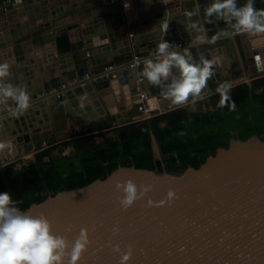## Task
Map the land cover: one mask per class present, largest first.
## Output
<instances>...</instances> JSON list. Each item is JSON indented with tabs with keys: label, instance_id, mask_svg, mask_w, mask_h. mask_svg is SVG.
Returning <instances> with one entry per match:
<instances>
[{
	"label": "water",
	"instance_id": "95a60500",
	"mask_svg": "<svg viewBox=\"0 0 264 264\" xmlns=\"http://www.w3.org/2000/svg\"><path fill=\"white\" fill-rule=\"evenodd\" d=\"M38 1V5L54 4L51 0H36L21 5L5 13L4 20L0 17V26H5L13 16L17 19L28 8L36 6L35 2ZM175 1H182L183 4L174 7L170 5L173 0H165L170 5L168 16L164 14L165 7L161 2L154 1L153 5L145 8L140 20L153 17L156 27L153 30L146 26L141 28L139 21H135L132 24L136 28L133 44L114 24L119 16L112 18L110 14H104L103 21L97 16L89 20L87 14L91 11L85 6L78 14V18L83 19L82 30L78 28L80 37L74 39L73 34L76 32L64 29L57 30L55 36L57 50L58 37L66 35L70 42L69 48L63 51L68 54H58L62 80L72 82L85 72L83 48L89 50L90 59L103 57L101 62L111 61L114 57L125 61L131 53L155 50L160 41L163 22L170 21L162 39L171 42L176 36L190 39L191 29L187 28L185 13L197 6L201 7V15L193 19L204 23L203 7L208 0ZM243 2L238 0V6ZM59 21L55 22L58 26L63 23L59 24ZM205 26L211 30L209 36L220 29H230L223 21ZM260 36L264 34L242 33L223 38L217 44L225 46V56H231L234 65L238 63L235 62V56L238 55L243 69L249 70L252 73L249 77L252 78L264 74V68L261 69L257 63V57L263 58L261 50H258L262 43L258 40ZM149 38L153 39L149 41ZM34 46H37L36 42ZM98 46L101 49L96 50ZM247 49L253 53L257 67H250L253 59L246 58ZM36 54L39 67L44 68L47 62L40 60L38 52ZM66 55L67 61L64 60ZM200 55L209 58L207 51L194 53V56ZM17 65L19 75L27 73L26 67L31 72V66L25 65L21 69ZM33 69H37V66H33ZM127 72L121 71L119 78L111 80L103 89L95 90L91 83L74 85L65 91L62 100L54 98L51 105L64 102L71 125L75 122H102L106 128H114L118 126L114 119L122 120L119 125L128 123L127 110L135 109L131 96L135 92L133 85L136 75L129 80ZM214 78L218 82L222 81L221 73L215 72ZM147 87L152 94L164 97L161 88L151 86L148 81ZM206 91L207 95L212 92L209 84ZM109 93L113 96H107ZM34 95L37 97L38 93ZM110 97L114 98L111 100ZM45 100L48 102L51 99L48 96ZM36 101L34 99L32 103ZM166 101L170 102L168 99ZM39 131L34 130L32 133ZM29 140L28 136L26 141ZM154 144L158 149L153 137V147ZM127 179L133 180L138 186L151 185L152 189L129 208L122 209L119 203L121 193L115 184ZM169 189L175 191L176 198L170 204H159ZM149 200L153 201L151 205ZM28 212L35 216H46L52 223L53 231L64 236L67 242L71 241L78 226L85 228L89 244L75 264H119L120 253L113 251L114 244H118L122 252L128 246L132 247L129 264H264V141L257 136L246 141L236 139L230 143L228 150H218L216 156L209 158L199 169L190 168L183 173L120 167L106 180H97L69 193L56 194L34 205ZM114 227L119 229L118 233L113 232ZM64 259L61 257V264H64Z\"/></svg>",
	"mask_w": 264,
	"mask_h": 264
},
{
	"label": "trees",
	"instance_id": "16d2710c",
	"mask_svg": "<svg viewBox=\"0 0 264 264\" xmlns=\"http://www.w3.org/2000/svg\"><path fill=\"white\" fill-rule=\"evenodd\" d=\"M66 35L57 39V48L63 53L69 48ZM264 80L260 78L254 81ZM213 87V85H211ZM256 86L238 84L231 89L236 111L217 106L213 111L186 112L183 109L165 112L146 120L128 122L113 129L119 140L96 144L95 137L86 135L62 142L61 146H74V151L41 163L39 153L35 162L15 170L13 164L0 168V192H9L20 200L22 210L60 193H69L106 180L118 168L134 167L138 170L183 173L199 169L218 150L229 149L230 140L246 141L257 136L264 141V92L256 93ZM215 95V94H214ZM213 95V96H214ZM215 96L219 97V94ZM162 121L166 125L160 127ZM185 133L180 135V133ZM105 135V133L101 134ZM151 135L157 141L161 159H156Z\"/></svg>",
	"mask_w": 264,
	"mask_h": 264
},
{
	"label": "clouds",
	"instance_id": "9594fccd",
	"mask_svg": "<svg viewBox=\"0 0 264 264\" xmlns=\"http://www.w3.org/2000/svg\"><path fill=\"white\" fill-rule=\"evenodd\" d=\"M256 3L257 0H244L238 6V0H208L203 7L204 23L193 19L201 15V7L186 11L187 27L194 33L190 47H181L161 39L155 49L156 59L144 62L140 76L151 86L161 88L163 96L174 105L203 99L202 93L215 75L218 61L204 55L194 56L192 49L216 45L221 39L237 34H264V9L257 8ZM217 21H223L230 29H220L209 36L211 30L205 25ZM169 22L163 23L164 29L168 28ZM11 67L7 61L0 62V105L13 103L15 109L12 115L18 116L31 107L32 97L26 86L12 82ZM231 89L230 82L217 87L220 99L216 106L221 109L227 107L234 112L236 102L230 95ZM5 150L9 153L13 151L10 141H0V153ZM115 187L121 193L119 203L122 209L129 208L152 189L151 185L138 186L131 179L117 181ZM175 198V191L169 189L159 204H170ZM20 203L11 193L0 192V264H61V257L65 258L64 264H75L89 244L85 228L78 226L71 241L67 242L64 236L53 231L52 223L46 216L31 215L18 207ZM148 203L151 205L153 201L149 200ZM113 232L118 233L119 229L114 227ZM112 248L120 253L119 264H129L132 259L131 246L123 252L118 244L112 245Z\"/></svg>",
	"mask_w": 264,
	"mask_h": 264
},
{
	"label": "crops",
	"instance_id": "0c3cea01",
	"mask_svg": "<svg viewBox=\"0 0 264 264\" xmlns=\"http://www.w3.org/2000/svg\"><path fill=\"white\" fill-rule=\"evenodd\" d=\"M51 1H53L54 4H51V5H43V4L38 5V4H36V3H40L38 1V2H35L36 6L33 5L32 9L28 8V13L31 12V13H33L32 15L34 16V17L32 16L31 19H27V16H24V14L22 13L21 16L18 15V18L17 19L14 18V16H13V18L11 20H8L5 27L0 26V41L2 40L0 42V62L7 61L10 64L13 63V62H15V63L21 64L20 67H23V68H24L25 65L26 66H31V62L36 65V62H35L36 60L30 58L31 56H33V52H30V49H28L29 45L23 44L21 51H19V53H18V52H15L14 48H11L12 45L9 44V41L10 40H14V38H17L20 33H25V31H22L21 30L20 32L16 33L14 36L11 35V33L13 32V28L14 27L16 29H21L24 20H26V21L31 20L33 22V19L32 18L38 17L39 14H41L40 15L41 17L42 16L44 17L45 15L48 16L49 15V12H53L55 10H58V12L56 11L57 14L61 15V14H63V13L66 12V10L64 9V7L69 8V6H71L72 4H74V5L75 4H78L79 6L80 5H84V6L88 7L91 12L89 14H87V17H91L89 20H92V18L96 16V10H97V8L96 7H93V5H96V2L99 3V0H90V1L89 0H51ZM151 1H153V0H151ZM125 2H126V4L129 7H133L134 6L133 4H135V3H138V2L141 3L140 0H130V1L126 0ZM160 2L164 5V7H165V13L164 14L167 13V16L169 15V6L170 5H173L174 7H176V5H178V4L179 5H182L183 4L182 1L176 2L175 0H173V2L170 5L167 2H165V0H161V1L159 0V3ZM48 4H50V3H48ZM53 5L55 7L54 9L52 8ZM256 7L257 8L264 9V3L263 2H260V3L257 2L256 3ZM94 9H96V10L94 11ZM119 12H121V10H119ZM116 13L118 14V11L115 12L114 14H116ZM49 16L46 19L47 20L46 23L43 22V25L44 26H47V27L44 28V33H46V35L44 34V36L43 35L40 36V39L37 40L38 46H36L37 47L36 50H38V55L40 57V60L51 64V63L56 62L59 56H58V53H57V49L55 47V44L49 45L48 39H49V36L52 35L49 32V24H48L49 21H50V17ZM132 16H133V19L135 21L140 19V14L139 15H136V14H133L132 13ZM36 19L38 21V18H36ZM77 19H76V16H74L73 19H72V22H73L72 24H77L78 25V23H80L83 20L81 18H77ZM63 20H65V21L68 20V17L65 18V19H62L61 21H63ZM31 21H30V23H31ZM139 23H140L139 27H141V28H143V27L146 26V28L148 27L151 30H153L156 27V22L153 19V17L150 18V19H147L145 21H139ZM163 23H166V22H163ZM163 23L161 24V28H162L163 31H165V29L163 28ZM4 29H7V30H4ZM134 29H136V28H134ZM121 30H122V28H120V31ZM188 30H189V28H188ZM5 31H9L10 33L7 34L6 36H3L2 34ZM190 33H191L190 40H193L194 39V33H192V31H190ZM162 34L163 33H160L159 34V38L160 39L162 38ZM77 36H78V34H76V35L73 34V38L74 39H77ZM151 39H153V38H149V41ZM93 42L96 43V40L95 41L93 40ZM11 43H12V41H11ZM31 47H33V45H31ZM98 49H101V46L96 47V50H98ZM224 49H225V46L224 45L222 46L221 44L218 43L217 45H212V46H205V45H203V46H197V47L193 48L192 51H193V55L196 52H199V53H202V52H205V51L209 52V58H215V59H217V61H218V65L217 66H219L218 68H220V66L221 67L223 66L225 68V70H228L229 69L228 70V72H229L230 71V67H228L229 66L228 65V62L229 61H228V57H227L229 55L225 56ZM13 50H14V52H13ZM32 50L34 51V48H32ZM39 50H40V52H39ZM10 52H11V54L10 55H7ZM65 53H67V52H64L62 54H65ZM94 53L96 54L98 52H94ZM71 54H72V52L70 51L69 52V57H71ZM82 54H83V57H84V52H82ZM102 59H103V57L92 58V59L89 58V59H87V63H88V68L87 69L90 70V71H97V70L102 69L103 67H105L107 64L120 62V60H118L117 57H114L113 60L107 61V62H103V61L101 62ZM20 60H21V62L23 64L20 63ZM97 60H99L100 62L97 63ZM230 61L233 63L232 59ZM28 63H30V64H28ZM226 65H228L227 66V69H226ZM143 67L144 66L138 68L137 70H134V72L129 75V77H128L129 80L132 77H134V75H140ZM43 69H45V66H44ZM51 70L53 71L52 72V76L49 75V74H47L46 72L44 73V74H46L45 75V77H46L45 79H48V80H44L43 79L44 82H42V84L41 83H36L38 81V78H39V76H38L39 73H38L37 69H35V70L34 69L33 70L31 69V72L30 71H27V73L24 72L21 75L16 76L15 79L12 78V82L13 81H16V84H18L19 82H21L22 83V86H26L27 90L33 94V97L35 96L34 94H37V93H38V96H42V94H44L47 91H49L52 87L58 86L60 83H63L64 82L62 80V78H61L62 72L59 69V60H58V63L57 64H54L53 69H51ZM63 76H66V75H63ZM26 78H31L32 80L30 79V81H32V83L29 82V80L27 82H25L24 80ZM49 78L55 79L54 80V83H50L49 80L51 81L53 79H49ZM21 79H23V80H21ZM46 81H48V82H46ZM211 82L212 81H210V82L208 81L209 86L213 85V83H211ZM91 84L94 86V88L96 90V89H101V87L103 89L104 87L108 86L109 85V82L106 81V80H97L95 82H92ZM145 85L147 86V80L145 82ZM204 91H206V89ZM204 91H203V93H204ZM107 96H113V94L112 93L111 94L109 93V95H107ZM49 98L51 100L48 101V102H46V100H43L44 101V107H45V111L44 112L47 113V115H48V122L47 123L49 124L48 128L42 130V132H44V136H47V137H49V136H57V137H59L57 139L58 140V143L59 142L62 143V141L68 140V138L70 137V134H71L70 132L71 131H74V130L75 131H78L79 129L81 130V127L82 128H85V127H87V125H89L87 123H81L80 124V122L79 123L75 122L76 125L75 124L71 125L69 123V119L70 118L66 115V107L64 105V102L62 103V106H63L62 109L64 110V112H60L61 109H58L57 110L55 108L54 104H53V107L51 105L53 103V101H54V97L51 96ZM110 98L112 100L114 97H110ZM60 100H62V98H60L59 101ZM163 104H164V101H163ZM119 113H122V112L119 111ZM39 115H40V112H39ZM127 115H129V116L132 115L134 117L136 115V112L134 110L130 109V110H127ZM57 117L60 118L59 119V122L57 124L58 126L53 124V122L55 121V119ZM27 118H29V116ZM62 118H64V119H62ZM8 121L9 120H7V122L4 121L7 124V126H9ZM114 122H118V120L117 119H114ZM39 124H40V126L42 128V125H44V122L43 121L42 122L39 121ZM91 126L92 125H90V128H91ZM114 128H115V126H114ZM3 134L4 133H1L0 132V139H1L0 141H2L4 139V135ZM17 134H20V132L17 131ZM15 135H16V133H15ZM92 135H95V134H92ZM2 137H3V139H2ZM9 141L12 144H14L13 145V150H16L15 149V147L17 148V146H16L17 145L16 140L14 139V140H9ZM9 141H6V142H9ZM70 151H71V149H70Z\"/></svg>",
	"mask_w": 264,
	"mask_h": 264
},
{
	"label": "built area",
	"instance_id": "2783aa9c",
	"mask_svg": "<svg viewBox=\"0 0 264 264\" xmlns=\"http://www.w3.org/2000/svg\"><path fill=\"white\" fill-rule=\"evenodd\" d=\"M99 1H100L99 3L96 2V5H94L97 8L96 16L99 17L102 21L104 20V16H103L104 14H110L112 18H117L119 16L117 20L115 19L114 24L117 26L119 31H120V28H122L121 31H123L124 37H127V39H130L132 41L131 44H133V36H134V30H135L134 29L135 27L132 25L135 22V20L133 19L132 13L136 15L140 14V19H141V13L145 12L146 7L149 8V6L154 4L153 3L154 1L159 2L158 0H153V1L147 0V1H143L144 2L143 4L139 2L135 3L133 4L134 6L131 8L126 4L125 0H99ZM30 2H33V0H0V15H4L5 13L18 8L21 5L23 6V5L30 4ZM82 8L84 7L82 6ZM119 10H121V12H119ZM117 11H118V14L117 13L114 14ZM90 18L91 17H88V19ZM140 19L136 21H141ZM82 26L83 24L81 22L78 23V27L80 30H82ZM58 27H62V26L59 25ZM165 31L161 30L160 33H163L162 37ZM79 33H78V36L80 37L81 34ZM189 40L190 39H186L181 36H176L172 42L178 44L181 47H190L192 40L190 41ZM82 52H84L83 59L85 60V63H86V70L80 77L74 79L72 82L64 81L63 83H60L58 86L52 87L49 91L42 94V96H38V95L37 96L45 97L47 94H49V95H52L56 99L58 98L60 99L64 95L65 91L73 87L74 85H83L86 83L95 82L97 80H106L110 82L111 80L118 79L121 71L123 70H128L127 77H129V75L132 74L134 70H137L138 68L144 66V62L147 59H153V60L156 59L155 50H148L143 53H131V55H129V58L125 61H120L118 63H110V64H107L102 69H99L97 71H90L87 69L88 68L87 59L90 58L89 50L86 48H83ZM218 69H219L218 66H216L215 72H220ZM145 82H146L145 78H143L140 75H136L135 80H134V85H133L135 92L131 96L132 105L135 107L134 111L136 112V116L133 119L129 120L128 122L146 120L151 117L160 115L167 111H170L174 107L173 106L174 104H172L171 102H167L165 97H162L158 94H152L149 91L148 87L145 85ZM205 95H207V91L205 92ZM31 97H32V100H34L35 96L33 97L31 95ZM46 98L47 97H45V99ZM163 101H164V104H163ZM1 108L2 109L0 110V115L5 114L7 116H10L9 118H11L12 120L8 121L9 126H7V124L4 122L5 120H3L0 123V132L4 133V131H6L7 134L8 133L10 134L13 131L20 132L23 129V126H24L23 122L26 121V117H22L21 119H18V117L16 118V116L12 115L15 109V105L13 103L5 104ZM18 143L16 146H18ZM0 158L2 160L6 158L5 152L0 153ZM9 162L10 161H7V162L4 161L2 166L8 164Z\"/></svg>",
	"mask_w": 264,
	"mask_h": 264
},
{
	"label": "rangeland",
	"instance_id": "374dc122",
	"mask_svg": "<svg viewBox=\"0 0 264 264\" xmlns=\"http://www.w3.org/2000/svg\"><path fill=\"white\" fill-rule=\"evenodd\" d=\"M257 2L260 3L261 0H257ZM76 5H78V4H75V5L72 4L71 6H69L68 10H66L67 7H64V9L66 10V12L63 13V14H61V15L57 14L58 10H55L53 12H49V15H50V16L48 15L50 17V21L48 23L49 26L52 29H54V28H57L58 27V25L55 24L56 21L65 19L66 17H72V16H76L78 18L79 11H81V9H83V8H80L79 6H76ZM84 8H85V6H84ZM48 16L47 15H45L44 17L43 16L42 17L40 16V18H48ZM0 17H2V20L5 19V16L4 15H0ZM59 22H60L59 24L62 23V21H59ZM70 22L73 23L72 21H70ZM37 24L38 23L33 22V23H30L29 25H27V27L24 30L25 33H22L23 36H21V37L19 36L17 39L14 38V40H12V43H15V44L16 43H22V44H25V45H29V47L31 45H33L32 48H34V51L32 50V48L30 49L28 47V49H30V52H33V56H31L30 58L36 60L35 62H36V66H37V71L39 73L38 74L39 78H38V81L36 83H41L42 84V82H44V80H43V73L46 72L47 74H49V75L52 76V70L51 69H53L54 64H57L58 63V59L54 63H51V64L47 63L45 65V69L39 67V65H38V59H37V54H36V52H38V50H36L37 47L34 46L33 39L38 40V39H40V36H42V35L44 36V34L46 35V33H37V29H36V27H34V26H37ZM67 24H68V21H65L60 26H66ZM31 33H33V34H31ZM52 33H54V32H52ZM11 48H13V46ZM14 50H13V52H14ZM39 52H40V50H39ZM57 53L60 54L58 52V50H57ZM227 57H228V61H229L228 62V65L229 66L226 65V69H227V66H228V67H230V71L228 72L229 69L228 70H225V68L223 66H222L223 68L220 66V68L218 70L221 73L222 81H219V82L216 81L215 78H214V76H213V78L209 80V82L212 81L211 83H213V87H211V91H212L211 94L205 95V92L206 91H204V93H202L203 99H197L194 103H191L190 102L188 104L182 105L181 107H184L185 108L184 111H186V112H198V111L199 112H206L211 107V105H208L209 103H208L207 99L209 97L213 96L215 94V92H217L216 91L217 87L219 85L223 84L224 82H230L232 84V86H234V85L236 86L237 84H242L243 82H246V81L247 82H250L252 80H256V79H259V78H261V77L264 76V75H260L261 77L260 76H255V77L250 78L249 76H251L252 73L249 70H244L243 69L244 66L242 65L241 61L239 60V56L238 55L235 56V62L236 61L238 62L236 65H234L230 61L231 59H233V58H231V56H227ZM246 58H252L253 59V62L250 64V67H255L257 65L256 60L254 58V55H253L252 52L249 51V49H247V51H246ZM12 67H13L12 68L13 69V76H19L20 72L18 71V65H17V63L13 64ZM26 69H27V71H30L27 67H26ZM41 69H43V70H41ZM30 79L31 78H26L24 81L27 82L29 80V82L32 83V81H30ZM49 79H53V78H49ZM45 80H48V79H45ZM54 80L55 79H53L51 81L49 80V82L50 83H54ZM46 82H48V81H46ZM13 83L16 84V81H13ZM18 84L19 85H22L21 82H19ZM58 100H59V98H58ZM54 106H55V108L57 110L58 109H61L60 112H64V110L62 109V107H63L62 106V103H59L58 104V103L55 102L54 103ZM173 106H175V105H173ZM177 106L179 107V105H177ZM1 109L2 108L0 107V110ZM134 117L132 115L131 116L128 115V120H131ZM64 118H62V119H64ZM59 119L60 118L57 117L55 119V121L53 122V124L54 125H57L58 122H59ZM121 122H122V120L120 119L118 122H114V123H117L118 126H121L122 124L119 125ZM125 123L126 122H124L123 124H125ZM160 123L163 124V122H160ZM90 125H92L91 126V128H92L94 126L101 127V126H104L105 124L102 123V122H96V123L89 124L85 128H82L81 127V130L78 128L79 131H75V130L74 131H71L70 132L71 133L70 136L73 135V136L79 137V136H83V135L87 134L88 132L91 131ZM48 126H49V124H48ZM43 129H46L44 127V125H42V128H41V130L39 132H36V133L29 132V137H30V140L29 141H22V140H24V138H23L24 133L22 131H20V134H17V131H15V132L13 131L10 134L9 133L7 134V132L4 131V134H3L4 135V139L2 137V139H3L2 141H5L6 142V141H9V139L10 140H14L15 139L17 143L18 142H20V143H18L17 148L15 147L16 150H13L10 153L7 150H5L6 158L3 159V160L0 158V168L4 166V165L2 166V164H3L4 161L5 162L10 161L8 164H13V168L15 170H17V169L21 168L23 165H28V164L33 163L35 161L36 156L39 153H41L43 150H45L42 147H44L46 143L47 144H49V142L56 143V146H58V145L61 144V142L58 143V140L57 139L59 137H57V136H49L50 138L47 137V136H44V132H42ZM101 129H103V127ZM104 129H106V128H104ZM15 133H16V135H15ZM18 138H23V139L19 140ZM114 140H119V139H118L117 134L112 133L111 131L106 136L96 137L97 144H104L107 141H114ZM235 140H236V138H232L229 142L231 143V142H233ZM52 143H50V144H52ZM69 151H70V149H68V148H66V149L64 148L61 151L58 150V149H54L52 151V156H49V157L48 156H42L43 157V161H48L50 158H54L55 156L65 155ZM154 151H155L156 157L157 158H161L158 149L155 147V144H154Z\"/></svg>",
	"mask_w": 264,
	"mask_h": 264
},
{
	"label": "bare ground",
	"instance_id": "6f19581e",
	"mask_svg": "<svg viewBox=\"0 0 264 264\" xmlns=\"http://www.w3.org/2000/svg\"><path fill=\"white\" fill-rule=\"evenodd\" d=\"M126 1V0H125ZM128 1H130V0H128ZM141 1V3H144L143 1H147V0H140ZM100 2V1H99ZM79 6V5H78ZM104 7V6H103ZM52 8H55L54 7V5L52 6ZM132 8V7H131ZM131 8H129V9H131ZM96 9H94V11H95ZM31 13V12H30ZM30 13H28V9L23 13L24 14V16H27V19H31V17L33 16L32 15V13L30 14ZM40 15L41 14H39L38 15V17H36V18H38V22H37V19L36 18H32L33 19V22H36V23H38L37 24V26H34V27H36V29H37V33H44V28L45 27H47V26H44L43 25V22L44 23H46V19L47 18H40ZM34 17V16H33ZM12 18H10V20H11ZM70 19V21H72V19H73V17L71 18V17H68V20ZM76 19H77V17H76ZM68 20H66V21H68ZM78 20V19H77ZM26 20H24V22H23V25H22V27H21V29H16L15 27L13 28V32L11 33V35L12 36H14L16 33H18V32H20L21 30L22 31H24L25 30V28L27 27V25H29L30 24V21L31 20H28V21H26ZM70 21H68V24L66 25V26H62L63 28H61V27H57V28H54V29H52L50 26H49V32H50V34H52L51 36H49V39H48V41H49V45H53V44H55V42H54V40H55V36H56V33L58 32L57 30H61V29H64V30H72L73 32H76V34H78L79 33V30H78V27H77V24H72ZM32 21H31V23H33ZM62 22H65V20H63ZM1 25V24H0ZM6 26V25H5ZM5 26H3V27H5ZM4 30H7V29H4ZM53 30V31H52ZM54 32V33H52V32ZM10 32L9 31H5L2 35L3 36H6L7 34H9ZM262 37H263V39H262ZM9 39V38H8ZM258 40L259 41H262V43H260L259 44V46H258V50H261V53H262V55H263V58H261L260 56H259V60H257V63H258V65L261 67V69H263L264 68V63H262V62H264V36H260V37H258ZM2 41V40H1ZM0 41V42H1ZM11 41L12 40H10L9 41V44L10 45H12L13 46V48L15 49V52H18L19 53V51H21V49H22V43H16V44H14V43H11ZM33 42L35 43H37V40L36 39H33ZM51 43V44H50ZM37 46H38V43H37ZM20 47V48H19ZM30 49L32 48L31 46L29 47ZM9 52V51H8ZM257 53H259V52H257ZM11 54V52L10 53H8L7 55H10ZM22 60V59H21ZM21 60H20V63H22L21 62ZM64 60H66L67 61V55L66 56H64ZM13 64H15V62H13V63H11V66H13ZM23 64V63H22ZM28 64H30V63H28ZM19 65H21V64H19ZM258 65H256V67L258 66ZM33 66H35V64L34 63H32L31 62V69L33 70ZM13 67H11V72H12V77L15 79L16 78V76H13V69H12ZM21 69H23V67H21ZM35 70V69H34ZM264 70V69H263ZM51 97L52 95H49V94H47L45 97ZM45 97H42V98H35L37 101H36V103H31V107L28 109V110H26L23 114H21V115H18V116H16V118L18 117V119H21L22 117H26V121L25 122H23L24 123V125L26 126V128L25 129H22L21 131L24 133V136H23V138H24V141H26V139L28 138V136H29V132H33L34 130H41V126H40V124H39V121L40 122H44V127L45 128H47L48 127V124H47V121H48V115H47V113H45L44 111H45V107H44V101L43 100H45ZM38 111V112H37ZM39 112H40V115H39ZM36 115V116H35ZM39 115V116H38ZM14 116V115H13ZM29 116V118H27ZM10 116H7V115H5V114H3V115H0V122H2L3 120H5V122H7V120H12L11 118H9ZM47 117V118H46ZM5 118V119H4ZM23 138H18L19 140H21V139H23ZM26 138V139H25ZM1 140V139H0ZM10 140V139H9Z\"/></svg>",
	"mask_w": 264,
	"mask_h": 264
},
{
	"label": "flooded vegetation",
	"instance_id": "af4514ba",
	"mask_svg": "<svg viewBox=\"0 0 264 264\" xmlns=\"http://www.w3.org/2000/svg\"><path fill=\"white\" fill-rule=\"evenodd\" d=\"M264 75V74H263ZM261 77V76H260ZM261 78H264V76L263 77H261ZM260 79V78H259ZM257 80V79H256ZM244 84H246V85H248V86H250V87H253V86H256V88H255V91H256V93H261V92H264V80H258V81H254V80H252V81H250V82H243ZM242 83V84H243ZM238 85V84H237ZM235 86V85H234ZM233 87V86H232ZM216 94H218L217 92H215V95ZM211 96V97H209L208 99H207V101H208V105H211V107H210V109H208L207 111H213L214 109H215V107H216V105H217V103H218V101H219V97H217V96ZM182 105H179V107L177 106V105H175L174 107H173V109H171L170 111H174V110H180V109H185L184 107H181ZM170 111H168V112H170ZM199 112V111H198ZM190 113H195V112H190ZM158 116V115H157ZM163 122V124H161V123H159L158 125L160 126V127H163V126H165L166 125V122L165 121H162ZM105 126V125H104ZM104 126H101V127H96V126H94V127H92L91 128V131L90 132H88L87 134H85V135H83V136H86V135H90V134H95V135H99V136H97V137H102L103 135H101V134H103V133H105V135L104 136H106L110 131L112 132V133H114V131H113V129L114 128H106V127H104ZM103 127V129H101ZM104 128H106V129H104ZM153 135H151V141H152V148H153V151H154V147H153ZM74 138H77L76 136H70L69 138H68V140H71V139H74ZM155 138V137H154ZM156 140V139H155ZM64 141H67V140H64ZM64 141H62V142H64ZM93 141H95V143L97 144V142H96V137H95V139L93 140ZM50 143H52V142H49V144H45V146L44 147H42V148H44L45 150L46 149H51L52 147H55L54 149H58V150H63L64 148L66 149V148H68V149H71V151L69 152V153H71V152H73L74 151V146H61V145H58V146H56V143H52V144H50ZM156 144H157V141H156ZM157 147H158V149H159V146H158V144H157ZM54 149H52L50 152H49V155H43V156H52V151L54 150ZM45 150H43L41 153H43ZM69 153H67V154H69ZM159 153H160V157H161V152H160V149H159ZM66 155V154H65ZM154 155H155V151H154ZM155 158L156 159H161V158H157L156 157V155H155ZM51 160V158L48 160V161H43V157H41V163H48L49 161ZM35 162V161H34Z\"/></svg>",
	"mask_w": 264,
	"mask_h": 264
}]
</instances>
